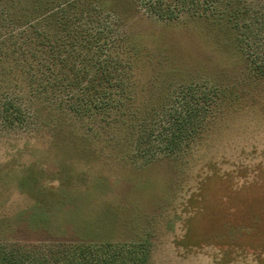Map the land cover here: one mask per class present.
<instances>
[{"label": "rangeland", "instance_id": "374dc122", "mask_svg": "<svg viewBox=\"0 0 264 264\" xmlns=\"http://www.w3.org/2000/svg\"><path fill=\"white\" fill-rule=\"evenodd\" d=\"M44 1L37 12L48 8L54 17L50 27L40 24L35 36L47 47L66 39L67 30L92 34L97 23L111 21L106 10L121 15L119 32L147 30L153 40L147 42L134 130L128 133L116 126V107L74 116L59 105L74 102L68 101L70 92L48 90L51 105L31 103L28 94L40 90L36 69L48 62L19 56L17 47H8V37L21 43L18 32L28 24L12 19L34 1L0 0V38L6 40L0 52L8 55L0 58L6 70L3 77L0 72V113L9 99L24 115L5 124L0 114V162L13 167L19 158V174L34 163L40 182L62 202L45 214L47 226L19 227L13 236L36 246L56 240L110 243L129 248L132 257L141 246L148 249L147 264H264V82L244 85L249 96L243 103L221 107L206 137L192 145V158L177 161L175 151L166 149L176 120L214 87L251 84L252 70L264 63V0H117L113 9L109 0ZM170 62L179 72L166 74ZM38 108L44 110L36 119ZM242 163L249 179L237 170ZM257 172L259 184L252 177ZM201 181L202 200L189 208V197L200 198ZM0 200L9 214L32 205L12 186Z\"/></svg>", "mask_w": 264, "mask_h": 264}, {"label": "trees", "instance_id": "16d2710c", "mask_svg": "<svg viewBox=\"0 0 264 264\" xmlns=\"http://www.w3.org/2000/svg\"><path fill=\"white\" fill-rule=\"evenodd\" d=\"M33 1L34 4L26 9L18 8L15 14L16 18L12 19L13 22H19L20 18H22L26 21L25 25L28 24L29 27L28 30L21 28L18 32V37L23 38L18 46H16L18 40H10L13 36L10 31L8 32L10 33L8 47L13 45L12 51L17 47L16 50L21 57L25 58V55L30 54L31 58H39L41 61L45 60L48 62L47 64L42 63L36 69L39 72L38 77L41 76V81L39 80L40 90L37 91L36 89L28 94L29 97H32L31 103L34 105L44 103L41 104L43 107L51 105L50 98L47 100L48 90L50 91L49 94H58L64 91L68 94L70 92L68 101L74 100V102L69 104L67 100H60L59 105L62 104L68 107L74 116L90 115L93 111H106L116 107L117 112H114V116H117V118L115 117L114 120L117 128L123 127L128 133L133 132L136 117V91L140 88L141 74L146 71L147 42L153 36L147 30L134 27L129 34L119 32L118 25L122 21L121 15L115 10H106V15L111 16V21L107 24L97 23L96 30L92 34L90 31H84V36L80 34V31L67 30L65 33L66 39L59 37L58 40H54L47 47V42L44 40H39V43L38 41L36 42L35 35L38 34L37 29L40 24H44L47 28L51 25L54 15L47 12L48 8L37 12L39 3L41 1L47 2L44 0ZM109 2L112 3L110 4L112 9L115 5H120L117 4V0H109ZM47 5L45 6L48 7ZM70 6H74V3L70 4ZM99 9V11L103 12L106 8L101 6ZM197 16L206 18L207 14L199 13ZM168 19L176 20L177 18L170 16ZM111 24L115 27H112ZM21 27L23 26L21 25ZM24 33H27V36L24 37ZM41 34L45 36L47 41L49 40L47 32H42ZM5 41V38H0L1 50L3 44L6 43ZM118 47L120 52L117 49ZM6 56H8L6 52H0V58ZM42 66H44L43 70ZM167 67L166 74L179 72L176 64L172 62L168 63ZM5 71L1 64L0 72L2 77ZM15 73L16 70L13 75ZM252 73L249 75L251 84L238 82V84L234 83L232 84L234 86L230 87L220 88L216 86L213 88L211 96L206 97L203 102H197L193 108L184 113L182 118L176 120L177 128L175 131L178 130V133L174 131L168 137L166 149L175 151L177 161L184 156L193 157V153L191 154L192 145L197 139L200 141L206 137V132L211 129L216 119L221 116L220 111L224 104L238 105L247 99L249 96L247 90L241 89L244 85L258 86L261 82H264V63L256 66ZM113 79L115 81H112ZM113 87L117 88L115 92L110 90ZM40 92H42L41 100ZM51 98L54 99V96ZM76 99H78L77 102L75 101ZM7 101L9 105L6 101L2 102L1 105L0 114L2 121L5 124H12L15 121L19 122L20 119L22 120L24 115L21 108L9 101V99ZM41 109L38 108L34 111L36 119L39 117ZM50 109H52V106ZM60 110L62 109L60 108ZM106 121L108 124L110 120ZM15 151L18 150L15 149ZM18 159H13V167H7L6 163L0 162V193L4 194L12 186L17 193L29 197L32 200V205L25 210L9 214V211L5 209L4 202L0 200V264H15L16 262H33V264L148 263V249H143L141 246L137 248L139 253L137 254L136 250L132 257V252L129 248L125 247L124 250L122 247L114 246L110 243L95 244L56 240L46 241L41 243L40 246H36V244L29 243V241L15 238L13 234L19 227L47 226L48 221L45 214L56 205V202L62 204L59 201L60 198L50 188L51 186L47 188L44 180L40 182L39 172L37 171V173L33 169L34 163H30L23 172L20 170L19 174V170H17L20 166ZM247 169L243 163L237 167L239 173L247 172L242 175L245 180L249 179L250 172ZM257 174L258 172L252 175L253 179ZM253 179L251 181L248 180L249 182L244 181L249 185ZM257 180V184L262 182V180ZM59 185L67 186L65 182H61ZM202 190H204V186L201 181L197 193L198 197H200ZM200 200H202V197L195 198L191 196L187 205L189 208H196ZM127 253L131 255L126 256Z\"/></svg>", "mask_w": 264, "mask_h": 264}]
</instances>
